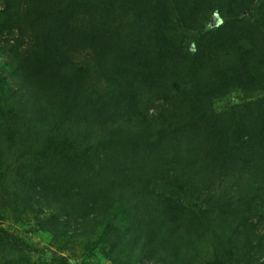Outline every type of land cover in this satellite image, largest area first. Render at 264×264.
Instances as JSON below:
<instances>
[{"label": "trees", "instance_id": "trees-1", "mask_svg": "<svg viewBox=\"0 0 264 264\" xmlns=\"http://www.w3.org/2000/svg\"><path fill=\"white\" fill-rule=\"evenodd\" d=\"M2 132L56 262L264 264V0H0Z\"/></svg>", "mask_w": 264, "mask_h": 264}, {"label": "rangeland", "instance_id": "rangeland-1", "mask_svg": "<svg viewBox=\"0 0 264 264\" xmlns=\"http://www.w3.org/2000/svg\"><path fill=\"white\" fill-rule=\"evenodd\" d=\"M219 23L217 18H213L208 26L215 27ZM223 108H225L224 105L219 106V109ZM7 132L4 133L7 134ZM5 134L2 132L0 138V173L4 174L3 182L0 185V212L2 208H8L11 219L2 221L0 218V225L4 228L8 225L14 226L19 234L32 239L37 244L38 250L34 251L23 247L16 240L15 235L8 233V235L0 237V264H61L53 259L50 252L41 251V248L45 246L60 251L61 240L48 239L47 233H43L41 227L36 225L34 217L22 213L21 201L18 204L20 210L17 213L12 212L13 204L18 202V198L15 196V193L18 192L17 185L14 184L15 172L18 171V168L28 166L33 153L37 151V147L34 146L35 139L30 137L26 139L22 135V137L9 140ZM261 234L264 235V232ZM62 246H64V250L61 251V255L67 259V264H82V259L79 257L81 250L78 249V245L68 241L66 246L64 244ZM259 255L258 253L257 256ZM93 264L102 263L96 260Z\"/></svg>", "mask_w": 264, "mask_h": 264}]
</instances>
